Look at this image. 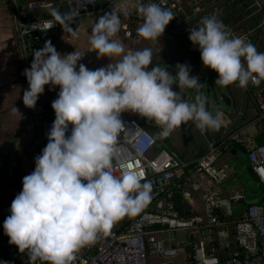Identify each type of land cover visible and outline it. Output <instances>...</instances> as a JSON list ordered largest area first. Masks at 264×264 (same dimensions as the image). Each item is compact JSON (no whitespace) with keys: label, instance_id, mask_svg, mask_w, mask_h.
<instances>
[{"label":"clouds","instance_id":"obj_1","mask_svg":"<svg viewBox=\"0 0 264 264\" xmlns=\"http://www.w3.org/2000/svg\"><path fill=\"white\" fill-rule=\"evenodd\" d=\"M135 11L142 21L136 33L146 40H157L173 18L154 0H137ZM122 12L127 15L128 9ZM52 15L71 30L65 23L67 14L53 9ZM119 25L117 10L98 16L91 25L90 50L97 56L117 57L105 66L88 69L77 63L84 52L61 54L46 40L23 69L27 88L20 98L25 107L35 106L45 85L49 90L58 86L50 102L54 119L47 142L33 157L34 167L21 178V189L0 224L8 243L26 253L28 264L37 260L70 264L74 252L93 241L98 231L135 214L150 198V182L142 183L140 176L126 169L112 172L113 146L124 125L122 112L155 121L161 136L190 120L200 132L221 126V113L208 111L203 95L197 93L193 102L183 99V88L204 85L189 74L190 65L178 62L172 73L152 62L148 47L125 52L112 39ZM187 39L196 46L201 64L217 73L214 83L244 88L264 80V52L245 36L230 35L215 15L201 17L199 25L188 30ZM174 83L180 91L172 90ZM13 111L20 116L14 106Z\"/></svg>","mask_w":264,"mask_h":264},{"label":"built area","instance_id":"obj_2","mask_svg":"<svg viewBox=\"0 0 264 264\" xmlns=\"http://www.w3.org/2000/svg\"><path fill=\"white\" fill-rule=\"evenodd\" d=\"M68 19L88 14L106 12L118 0H57ZM222 0H154L162 8L170 10L173 18L165 26L161 36L166 42L176 43L208 15H220ZM261 5L264 0H254ZM16 15V27L23 55V69L30 66L32 53L44 42H52V36L61 24L53 16L35 15L42 8L40 3L19 5L12 0ZM147 3L149 0H141ZM135 3L128 14L121 11L119 25L121 35L131 41L146 40L136 33L142 22L135 11ZM53 21L51 27H48ZM56 22V23H55ZM259 28L264 27V12ZM259 31L254 27L230 35L246 37L253 45ZM24 90L27 82L22 74ZM251 98L255 113L251 119L258 132L264 131V80L245 87ZM28 118L35 128V144L38 153L45 145L46 132L54 119V112L37 99L35 106L27 107ZM120 118L124 125L113 146L111 168L113 174L126 169L151 184L150 198L132 215H124L113 221L106 230L97 232L90 243L74 252L70 264H152V258H181L182 264H264V199L249 203L232 216L231 199L221 193L226 179L225 165L219 163L221 154L228 149L225 140L207 143L203 156L182 160L176 152L165 145L161 129L153 136L135 117ZM157 146V148H156ZM160 146V147H158ZM249 167L256 180L264 188V142L252 145L246 152ZM177 190L189 204L197 198L202 210L192 217L178 215L173 204V192ZM235 201L241 196H234ZM177 232L186 238L173 242L169 234ZM17 248L8 243V237L0 234V261L16 264ZM26 255V253H21ZM27 256V255H26ZM35 264H46L37 260ZM160 264V263H158Z\"/></svg>","mask_w":264,"mask_h":264},{"label":"crops","instance_id":"obj_3","mask_svg":"<svg viewBox=\"0 0 264 264\" xmlns=\"http://www.w3.org/2000/svg\"><path fill=\"white\" fill-rule=\"evenodd\" d=\"M50 2L53 5L52 7H54L53 9L59 11L61 14L65 13L64 8L58 4L57 0H51ZM31 3L35 4L40 2L39 0H30L27 3L19 5H27ZM14 8L12 0H0V189L3 187L5 179L9 186L6 200L3 201L2 197H0V224H2L5 216L9 214L8 207L15 196V194L12 193L15 192L17 194L21 189V183L10 180L12 174L17 171L18 176L21 179L24 175L30 173L34 167L33 157L38 154L34 136L35 128L28 118L27 107L23 105L20 98L24 90L22 83L24 60L15 23L16 15ZM53 9L51 8V10H49L52 12ZM42 12L43 7L38 10L35 15H41ZM99 13L103 12L88 14L73 19L67 18L65 23L70 26V29L71 26L80 29L85 21L83 18H89L88 20H92L93 17H97ZM69 31L70 30L65 27L64 24H61L60 29L52 36V42L55 48L56 44L60 47V45L68 42L67 38L69 34L74 32ZM118 38L128 40L121 35L119 30L112 39L118 41ZM131 42L133 43L130 47H124L125 52L154 46L155 50H151L153 54L152 56L157 54L159 58L166 60H178L175 58V54L172 55L168 51H173V53L179 54L180 52L183 53L184 50H182V47H179V43L166 42L158 38L157 40ZM136 43H142V46L140 45L137 47ZM159 53H161V56H159ZM194 57L196 58V64L200 66H198L200 69L191 68L190 73H196L207 77L217 76V73L214 70L201 64L198 55H195ZM110 59L114 61L117 57H110ZM180 62L183 63L182 61ZM227 88L231 91L233 99L236 101L237 110L235 111L236 108L234 109L229 119H225L223 116L220 117V124L228 125L229 129L234 130V133L231 136V140H233L234 143L228 145V149L223 152L222 159H219V163L223 165L225 164L227 172L226 179L221 185V193L223 197L231 199V206L239 205L240 210V208L242 207L243 209L246 204L262 202L264 199V188L258 183L252 173L246 156V151L255 144V138L260 132H258L254 125H252L251 119L255 110L249 94L247 96V94L244 95L243 92L241 93V87L236 83L227 85ZM48 95L49 92L45 90L42 93V96L38 95V98L46 104L50 111H53L50 107V102L47 100ZM13 106L17 108L20 116L13 111ZM252 109L253 114L252 112L250 114V110ZM126 112L127 114L129 113V118L131 116L133 117L130 111H124V115H126ZM137 119L139 120V118ZM139 121L144 127L147 126L141 120ZM237 123H240V126L237 129L234 127L232 128V126H235V124L237 125ZM250 125H252V127H250ZM186 126L187 122H184L165 136V145L167 148L174 150L182 160H192L191 156L195 148L192 146L190 134L188 133L187 136H185L184 131L187 129ZM147 127L155 128L153 131L154 133L160 129V127ZM176 133L178 136L180 135L179 138L181 139L178 138V141L179 144H182L183 150L176 147L173 143L174 141L172 139L173 136L175 137ZM240 158L242 159L241 162ZM238 195L241 196L240 200L235 201L232 199L234 196ZM190 205L197 212L202 210V204L197 198L193 199ZM238 213L239 211L235 215ZM1 233H3L2 227H0V234ZM16 264H28L27 256L18 253L16 255Z\"/></svg>","mask_w":264,"mask_h":264},{"label":"rangeland","instance_id":"obj_4","mask_svg":"<svg viewBox=\"0 0 264 264\" xmlns=\"http://www.w3.org/2000/svg\"><path fill=\"white\" fill-rule=\"evenodd\" d=\"M28 1L30 0H17V3L18 4H22V3H27ZM51 0H43V1H40L39 2L41 3L40 5H42L43 7V12L40 16L43 17H50V16H53L52 15V12L50 11L51 8L53 9L54 7H52V3L50 2ZM136 0H118L117 2H115V4L113 5L112 9L111 10H117V13L119 15V18H120V22H121V19L123 17H121V14L120 12L125 9V8H129L131 7L134 3H135ZM34 4V3H33ZM50 9V10H49ZM110 11V10H109ZM107 11V12H109ZM105 12L103 13H99L98 16L100 15H103ZM123 15V14H122ZM97 16V17H98ZM255 14H247L243 17V20H242V23L240 24H234L232 26V28L229 30L230 31V34L231 33H237V32H242L244 31L245 29L247 28H250L253 24H255L257 21L256 18H254ZM97 17H93V19L91 20H88L89 18H83L84 23L81 25V28H75L74 26H71V29L69 32L71 31H74L75 32V35L72 34H69L67 40L68 42H66L65 44L63 45H60V47H58V45L56 44V50L61 53V54H64V53H68V52H71V51H80V52H84L82 58L77 62L78 64L82 63L86 66V68L88 69H95V68H98V67H102V66H105L107 63L110 62V58L106 57V56H97V53L95 50H90V45H89V41H88V37L90 35V29H91V25L92 23L95 21V19ZM72 22V21H71ZM118 42H120L123 47H130L132 45L133 42H131L130 40H124V39H120L118 38ZM137 47L138 46H142V43H136ZM179 47H182V50H183V53H173V51H168L170 54L174 55L175 54V58L178 59V60H166L165 59V62H162L161 63V66L163 68H166V70H169L170 72H175V69H174V66L176 63H181L180 61H182L183 63H187L188 65L191 66V68H198L200 69L199 65L196 64V58L194 57L195 55H198L199 56V52L196 48V46H193L191 45L190 43H179L178 44ZM152 51L155 50V47H150ZM256 50L258 52H264V29L261 31L260 34H258V40H257V43H256V46H255ZM182 54V55H180ZM200 61V59H199ZM199 66V67H198ZM190 75H196L197 77H199L198 74L196 73H190ZM216 77H207V76H202V80L199 81L200 83H203L204 85L199 88V89H194V88H184V91L186 92V95H187V101L190 102V101H194V97L197 93L203 95L206 100L209 98L210 99V112H211V109L214 108L217 104H220L222 106L223 103L222 101H220L219 99H215V96L214 94L217 92V89H218V84L214 83V80H215ZM50 86L49 85H45L44 86V91L47 90V92H49V95L47 97V100L49 102H51L55 97H56V93L58 91V86H53L51 88V90H49ZM42 96V94H39ZM249 109V107H248ZM251 109V108H250ZM253 114V109L250 110V114ZM129 114V113H128ZM127 112H126V115L123 116L124 119H128L129 116H128ZM222 116V115H221ZM139 120H141L142 122H144L145 125L147 126H151V127H159L155 121L151 120V119H147V118H143L141 116L138 117ZM253 125V124H252ZM252 125H250V127H252ZM191 127L189 129H186L184 131L185 133V136H187L188 132L190 131ZM151 134L153 136H155V133L154 132H151ZM180 135L178 136L177 133L175 135V137L173 136V143L175 144L176 147H179L181 150H183V146L182 144H179V138ZM179 138V139H178ZM177 142V143H176ZM181 142V141H180ZM157 148V146H156ZM180 149H177V150H180ZM35 150V149H34ZM223 153L221 154L220 158L222 159V156ZM242 161V159L240 158V162ZM225 165V164H224ZM10 180H13L14 182H17V183H21V179L19 178L18 176V172L15 171L13 174H12V178ZM13 182V184H14ZM4 192H3V190ZM0 189V197H2V200H6V197H7V193L9 192V186L7 185V181L5 179L4 181V184H3V187ZM12 194H16L15 192H13ZM3 195V196H2ZM239 205L235 206H231V211H232V216L234 217L235 214L239 211H241L242 207L240 208L239 210ZM169 236L171 237V240L173 242H178L180 243L181 240H185L186 241V238L181 236V234L177 233V232H172L171 234H169ZM151 263L152 264H182V260L179 257H176V258H173V259H164V260H161L159 258H152L151 259Z\"/></svg>","mask_w":264,"mask_h":264},{"label":"water","instance_id":"obj_5","mask_svg":"<svg viewBox=\"0 0 264 264\" xmlns=\"http://www.w3.org/2000/svg\"><path fill=\"white\" fill-rule=\"evenodd\" d=\"M162 53V51H161ZM161 53H159V56H161ZM169 71V70H168ZM174 73V72H172ZM202 76L203 75H199L198 81L202 80ZM172 90L174 91H180L179 88L177 87V85L174 83L173 85H171ZM182 97L183 99H185L187 101V95L186 92L184 91V88L182 89ZM215 99H219L220 101H222L223 105L217 104L214 108L211 109V112H214L216 110H218L221 115L225 118V119H229L231 117L232 112L235 109V104L232 101L233 100V95L231 93V91L227 88V86H222V85H218V89L217 92L214 94ZM232 98V99H231ZM193 102V101H190ZM210 99L208 98L206 100V109L209 111L210 110ZM133 117L138 118L139 115L136 113L131 112ZM147 128V130L149 132H153L155 130V128H149L147 126H145ZM190 129L189 132H191L192 136H193V142H192V146L193 148H195L193 150V154H192V159H196L199 158L201 156H203L206 152V147H207V143L213 142V141H220V140H225L226 143L228 145L233 144V140H231V136L234 133L233 129H229L228 125H223L221 124L220 128L217 130H211L208 129L205 132H200L199 130H197L195 128L194 122H192L191 120L187 122V129ZM264 142V131L260 132L256 138H255V144L256 145H260Z\"/></svg>","mask_w":264,"mask_h":264},{"label":"trees","instance_id":"obj_6","mask_svg":"<svg viewBox=\"0 0 264 264\" xmlns=\"http://www.w3.org/2000/svg\"><path fill=\"white\" fill-rule=\"evenodd\" d=\"M263 12H264V1L261 5H256L254 0H222L220 3V15L217 18L223 22L227 30H230L234 24L237 23L241 24L243 17L245 15L255 14L254 18L257 19L256 20L257 22L253 24L251 27H254L257 31H259L260 34L261 31L264 29V27L260 29L258 24L262 20ZM199 22L200 20H197V23L193 26V28L197 27L199 25ZM187 36H188V32L184 36L179 38L176 43L182 42V43H190L191 45H193L187 39ZM256 43L254 44V46H256ZM173 204L179 216L188 218L198 213L196 210L192 208V206L187 201L181 198L177 190H174L173 192Z\"/></svg>","mask_w":264,"mask_h":264},{"label":"flooded vegetation","instance_id":"obj_7","mask_svg":"<svg viewBox=\"0 0 264 264\" xmlns=\"http://www.w3.org/2000/svg\"><path fill=\"white\" fill-rule=\"evenodd\" d=\"M153 55V54H152ZM168 60H170V59H168ZM171 61H173V60H171ZM175 61V60H174ZM152 62L154 63V64H156V65H158V66H160V67H162L161 66V63L162 62H165V59H162V58H159L158 57V55L157 54H154V56H152ZM152 67V64H150V65H148V68H151ZM240 92L242 93L243 92V94L245 95V94H247V96H248V90L244 87V88H240ZM233 97V96H232ZM232 99V98H231ZM233 102H234V104H235V111L237 110V104H236V101L233 99L232 100ZM240 123H237V125L235 124V126H232V128L234 127L235 129H237L240 125H239ZM189 134H190V137H191V143L193 142V136H192V134H191V132H188Z\"/></svg>","mask_w":264,"mask_h":264}]
</instances>
